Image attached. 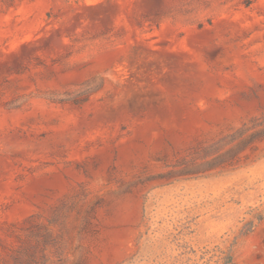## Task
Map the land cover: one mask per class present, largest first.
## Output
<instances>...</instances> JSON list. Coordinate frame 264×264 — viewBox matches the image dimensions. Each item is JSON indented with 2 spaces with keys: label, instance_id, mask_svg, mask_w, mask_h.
Returning <instances> with one entry per match:
<instances>
[{
  "label": "rangeland",
  "instance_id": "374dc122",
  "mask_svg": "<svg viewBox=\"0 0 264 264\" xmlns=\"http://www.w3.org/2000/svg\"><path fill=\"white\" fill-rule=\"evenodd\" d=\"M0 264H264V0H0Z\"/></svg>",
  "mask_w": 264,
  "mask_h": 264
}]
</instances>
